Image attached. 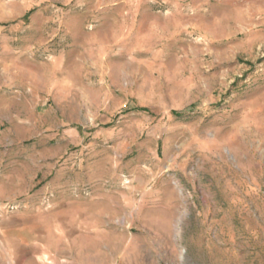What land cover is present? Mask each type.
<instances>
[{"label": "rangeland", "instance_id": "rangeland-1", "mask_svg": "<svg viewBox=\"0 0 264 264\" xmlns=\"http://www.w3.org/2000/svg\"><path fill=\"white\" fill-rule=\"evenodd\" d=\"M0 264H264V0H0Z\"/></svg>", "mask_w": 264, "mask_h": 264}]
</instances>
